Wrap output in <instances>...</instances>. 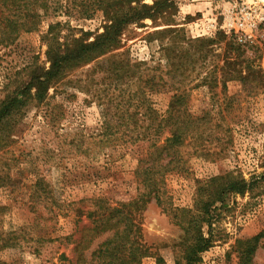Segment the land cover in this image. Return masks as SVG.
<instances>
[{
	"label": "rangeland",
	"instance_id": "obj_1",
	"mask_svg": "<svg viewBox=\"0 0 264 264\" xmlns=\"http://www.w3.org/2000/svg\"><path fill=\"white\" fill-rule=\"evenodd\" d=\"M141 1L151 6L157 0ZM174 2L176 11L170 17L145 20L143 26L129 28L122 36L121 49L115 52L119 53L115 61L146 64L143 69L165 67L161 47L173 41L174 34L159 35L163 30L179 31L178 39H185L179 48L190 40L215 39L219 32L228 42L231 36L237 38L225 29L243 17L258 23L252 40L243 45V58L264 72V0ZM57 22L73 30L65 29L63 36L81 38L88 34L90 42L103 33L106 24L102 12L91 19L77 14L49 17L37 32L21 36L10 47H0V101L8 86L10 89L16 81L26 79L27 68L34 62L49 66L42 36ZM223 54L218 50L193 61V65L185 64L184 72L178 71L150 96V103L165 116L171 97L184 93L185 106L193 119L201 121L199 129L179 148L183 172L166 176L169 201L164 202V208L151 201L136 213L141 241L149 249L139 264H187L186 249L196 235L189 223L199 224L203 219L201 209L196 208L209 201L208 182L216 177L231 174L247 182L255 177L259 181L253 191L230 195L225 206L217 205L212 230L203 228L205 237L211 232L213 244L195 264L247 262L244 251L249 245L244 240L264 232V89L249 93L235 82L223 88L217 74ZM104 64L100 59L74 72L57 92L50 90L47 105L25 108L20 130L11 138L13 143L0 152V177L11 181L0 187V233L10 232L20 246L0 251V264H74L77 248L78 252L85 249L89 262L92 253L112 235L108 230L97 235L98 230H106L95 223L99 209H111L137 197L135 148L121 141L97 145L106 113L99 96L107 90L114 92L109 72L99 68ZM158 70L156 75L163 68ZM212 73L218 77L217 85L209 84L207 77ZM53 119L59 121L53 123ZM168 136L162 133L160 142ZM172 208L193 213L187 217V213L173 212ZM35 249L40 255H34ZM250 264H264V236Z\"/></svg>",
	"mask_w": 264,
	"mask_h": 264
},
{
	"label": "trees",
	"instance_id": "obj_2",
	"mask_svg": "<svg viewBox=\"0 0 264 264\" xmlns=\"http://www.w3.org/2000/svg\"><path fill=\"white\" fill-rule=\"evenodd\" d=\"M175 11L174 0H157L151 6L143 4L141 0H0L1 48L14 45L23 35L37 32L49 17L77 14L83 19H91L96 13L102 12L105 18L103 33L96 35L91 42L87 39L90 36L88 34H83L81 38L63 36L65 29L73 31L65 24L57 22L49 25L47 32L42 36V42L47 46L45 55L49 66L34 62L27 68L26 79L16 81L15 86L10 89L8 86L6 97L0 101L2 152L13 143L11 138L20 130L25 108L47 105L51 99L50 90L57 92L60 85L74 72L97 63L100 59L105 60L104 66L99 68L109 72L107 74L114 86V92L107 90L103 96H99L101 104L106 106V113L102 132L96 137L99 139L97 145L121 141L135 148L137 163L133 172L139 193L128 203L115 205L111 209H99L95 215V223L106 230H98L97 235L107 230L112 235L92 253L89 262L84 256L85 249L78 252L77 248L78 255L74 264H139L149 252L141 241V228L136 213L151 201H156L161 207L164 202L169 201L166 194V176L183 172V159L178 155L179 148L192 132L199 129L197 124L201 121L193 119L190 109L185 106L184 93L171 97L165 116L160 115L150 103L152 94L163 88L170 78H175L178 71L184 72L185 64L193 65V61L205 59L218 50L224 53L223 64L217 71L223 88H226L227 83L235 82L249 93L264 89V72L261 67H254L253 61L243 58L245 47L233 36L227 42V36L222 32L217 33L215 39L190 40L188 45L186 43L182 48H179L178 44L185 39H178L177 29L168 28L160 32L159 35L174 34V37L173 41L170 40L171 42L161 47L165 67L157 66L163 68L159 75H156L158 68L145 69L146 64H132L129 59L115 61L119 54L115 52L121 49L122 36L129 28L143 26L145 20L156 21L160 17H170ZM62 40L64 41L61 42ZM262 49L264 53V42ZM110 54V57H106ZM98 66L100 63L95 66L94 72ZM164 70L168 77L166 79L163 76ZM218 77L212 73L207 77L211 79L209 84L217 85ZM57 121L59 119H53L52 122ZM164 132L169 136L161 143L160 136ZM145 146L143 153L142 147ZM258 181V177L247 182L241 177L228 174L208 182L210 199L196 208L201 209L203 219L198 221L199 224L189 223L196 235L193 237L194 243L186 249L187 264H195L200 260L199 255L211 248L212 234L210 232V236L205 237L203 228L207 226L212 230V213L216 211L217 205L225 206L230 195L243 196L248 191H253V186ZM10 182L7 176L0 177V187ZM50 203L53 205V202ZM52 210L51 206L50 212ZM164 210L168 211L166 207ZM170 210L183 211L187 213V217L193 213L177 208ZM263 236L264 232L244 240L249 246L244 251L247 262L243 261L242 264H250ZM8 247L19 248L18 238H14L10 232H1L0 251ZM34 255H40V250L35 249Z\"/></svg>",
	"mask_w": 264,
	"mask_h": 264
},
{
	"label": "built area",
	"instance_id": "obj_3",
	"mask_svg": "<svg viewBox=\"0 0 264 264\" xmlns=\"http://www.w3.org/2000/svg\"><path fill=\"white\" fill-rule=\"evenodd\" d=\"M260 23L262 21H259ZM213 27V26H212ZM258 28V23L256 21H247L245 18L238 20L236 25H229L226 30L227 34H235L238 43L245 45L252 40L255 31Z\"/></svg>",
	"mask_w": 264,
	"mask_h": 264
}]
</instances>
